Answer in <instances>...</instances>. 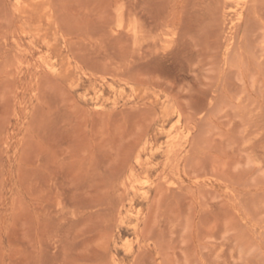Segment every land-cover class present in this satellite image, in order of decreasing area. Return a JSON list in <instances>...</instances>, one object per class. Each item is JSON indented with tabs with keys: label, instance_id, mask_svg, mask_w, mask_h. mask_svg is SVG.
Masks as SVG:
<instances>
[{
	"label": "rangeland",
	"instance_id": "374dc122",
	"mask_svg": "<svg viewBox=\"0 0 264 264\" xmlns=\"http://www.w3.org/2000/svg\"><path fill=\"white\" fill-rule=\"evenodd\" d=\"M0 264H264V0H0Z\"/></svg>",
	"mask_w": 264,
	"mask_h": 264
}]
</instances>
